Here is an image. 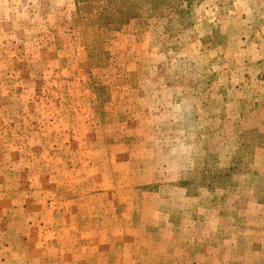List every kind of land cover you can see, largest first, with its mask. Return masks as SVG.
Here are the masks:
<instances>
[{"label":"rangeland","instance_id":"rangeland-1","mask_svg":"<svg viewBox=\"0 0 264 264\" xmlns=\"http://www.w3.org/2000/svg\"><path fill=\"white\" fill-rule=\"evenodd\" d=\"M126 1L0 0V264H136L148 203L264 175V0Z\"/></svg>","mask_w":264,"mask_h":264},{"label":"crops","instance_id":"crops-1","mask_svg":"<svg viewBox=\"0 0 264 264\" xmlns=\"http://www.w3.org/2000/svg\"><path fill=\"white\" fill-rule=\"evenodd\" d=\"M186 186H179L184 193L176 201L178 205L170 198L165 207L154 208L151 203L145 207L155 223L149 233L136 234L129 243L135 248V263L264 264V175L248 174L233 186L218 182L197 193H188ZM194 215L202 219L200 228L206 237L200 245L194 231L186 227L187 219ZM223 216L241 219L227 222L220 219ZM257 217H262V227L255 224ZM234 233L236 236L229 237ZM255 249H259L258 255Z\"/></svg>","mask_w":264,"mask_h":264},{"label":"trees","instance_id":"trees-1","mask_svg":"<svg viewBox=\"0 0 264 264\" xmlns=\"http://www.w3.org/2000/svg\"><path fill=\"white\" fill-rule=\"evenodd\" d=\"M129 4H131V0H127L126 1L127 7L129 6ZM143 5L146 6V8L141 7ZM137 6H138L137 11L140 13V16L152 14V10L154 8V4H153V1L152 0H137ZM143 12H147V13H143ZM122 14H125V11H122V12L121 11L120 12L118 11L116 13V15H120V16H122ZM248 131L254 133V132H257L258 130L252 129L250 127V128H248ZM260 140H262V143H264V137L263 136L260 137Z\"/></svg>","mask_w":264,"mask_h":264}]
</instances>
